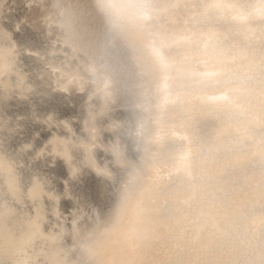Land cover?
Masks as SVG:
<instances>
[{"label":"bare ground","instance_id":"6f19581e","mask_svg":"<svg viewBox=\"0 0 264 264\" xmlns=\"http://www.w3.org/2000/svg\"><path fill=\"white\" fill-rule=\"evenodd\" d=\"M6 2L0 29L8 32L28 16L39 22L46 15L67 41L63 46L74 52L80 91L74 90L76 96L67 101L63 97L71 93L59 94L55 112L52 107L42 109V118L51 117L53 127L35 123L25 142L32 143L30 153L35 154L53 134L67 138L74 133L82 139V153L98 173L85 171L75 186L80 206L88 212L89 200L105 194L117 168L134 166L144 143H159L168 135L181 118L174 109L184 101L171 90L168 78L153 87L146 70L108 45L95 0H42L36 10L26 0ZM153 2L159 30L187 44L183 59L203 67L196 89L201 104L227 111L197 122L196 165L186 161L187 182L162 196L135 264L255 262L264 242V236L250 233L251 225L264 221V26L258 23L264 19V8L225 12L209 6L264 0ZM160 62L166 70L170 67L162 55ZM36 163L45 171L53 166L46 167L42 159ZM65 170L64 165L56 167L53 183L60 197L58 210L71 218L77 209L72 199L61 195L64 183L57 179Z\"/></svg>","mask_w":264,"mask_h":264},{"label":"clouds","instance_id":"9594fccd","mask_svg":"<svg viewBox=\"0 0 264 264\" xmlns=\"http://www.w3.org/2000/svg\"><path fill=\"white\" fill-rule=\"evenodd\" d=\"M4 2L0 0L2 12ZM157 7L153 0H95L108 45L146 70L153 87L168 78L184 101L174 109L181 118L159 143L143 144L134 166L114 171L105 194L89 200L88 212L81 202L71 218L57 208L56 177L36 161H64L65 188L68 181L78 184L89 162L82 139L74 133L67 138L53 134L35 154L25 141L35 123L53 127L51 117L42 118V109L59 103L61 93L80 91L74 52L63 46L67 41L46 15L35 29L34 50L0 29V264H135L162 196L187 182L186 161L195 167L198 160L197 122L227 108L201 104L196 89L203 67L183 59L187 44L159 30ZM209 7L252 12L264 3ZM258 23L264 26V19ZM161 55L170 63L167 70ZM250 233L264 236V221L251 225ZM249 264H264V242Z\"/></svg>","mask_w":264,"mask_h":264},{"label":"snow or ice","instance_id":"6c2138e0","mask_svg":"<svg viewBox=\"0 0 264 264\" xmlns=\"http://www.w3.org/2000/svg\"><path fill=\"white\" fill-rule=\"evenodd\" d=\"M27 6L32 9V10H36L39 9L41 4H42V0H26ZM7 7V2L5 0V2L2 5V8H6ZM3 15L2 10H0V16ZM38 25V21L36 19H34L32 16H28L26 17V19L22 22H18L17 24L13 25L11 27V29H9L8 33L11 34L12 38L18 43L20 44L22 47L27 48V49H36L38 47V43H37V39H36V35H35V29ZM32 29L31 31L29 29ZM76 96L75 91L73 90L71 92V95L67 96V97H63V99L65 101L67 100H71ZM53 112L56 111L55 106L52 107L51 109ZM77 130L79 131V127L77 126ZM84 133L83 131L81 132L80 136H83ZM99 155V154H98ZM98 158V157H97ZM45 166L47 167L49 164H52V167H48V171L49 172H54L56 170V167L64 165V161L57 159L56 161L51 160V158H48L47 160L44 161ZM89 166L88 168L85 169V171L87 172H92V174L97 175V172L93 171L94 168V162L89 158V162H88ZM67 167V166H66ZM63 179L67 180V173L66 171L59 173L57 176V179ZM82 176L80 177V179L82 180ZM76 182L74 181H68V186L67 188H65V186H63V192L61 193V195L68 197L69 199H72L74 201V207L78 210L79 204L82 202L81 201V197L80 194L78 192L75 191V186H76Z\"/></svg>","mask_w":264,"mask_h":264}]
</instances>
